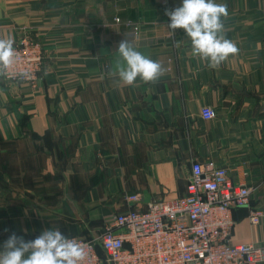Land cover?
Wrapping results in <instances>:
<instances>
[{"label":"crops","instance_id":"0c3cea01","mask_svg":"<svg viewBox=\"0 0 264 264\" xmlns=\"http://www.w3.org/2000/svg\"><path fill=\"white\" fill-rule=\"evenodd\" d=\"M216 2L240 51L211 69L183 29L167 28L182 0H0V38L30 37L45 55L37 88L0 77V246L58 228L103 252L128 195H142L138 206L181 196L200 161L255 188L230 238L264 247V217L249 218L264 209V0ZM124 39L161 62L157 82L111 74ZM205 106L216 117L204 119Z\"/></svg>","mask_w":264,"mask_h":264},{"label":"built area","instance_id":"2783aa9c","mask_svg":"<svg viewBox=\"0 0 264 264\" xmlns=\"http://www.w3.org/2000/svg\"><path fill=\"white\" fill-rule=\"evenodd\" d=\"M2 8L0 7V19ZM120 17H116L119 22ZM17 60L6 80L37 88L45 55L40 42L25 36L14 44ZM18 73H28L24 79ZM206 120L216 109L201 110ZM186 192L174 199L153 200L145 206L140 193L127 196L133 206L114 215L95 239L68 236L85 246L83 264H264V247L251 242L233 243V210L250 205L254 187L235 183L225 166L192 161ZM264 209H252L250 221L258 224Z\"/></svg>","mask_w":264,"mask_h":264},{"label":"clouds","instance_id":"9594fccd","mask_svg":"<svg viewBox=\"0 0 264 264\" xmlns=\"http://www.w3.org/2000/svg\"><path fill=\"white\" fill-rule=\"evenodd\" d=\"M170 18L167 28L173 33L183 29L191 41V54L207 62L211 69H218L240 49L226 37L224 19L229 15L228 6L216 0H182L181 6L165 13ZM15 40L0 38V77H7L17 60ZM119 59L111 73L127 86L139 78L144 83H155L165 74L161 62L151 59L127 39L119 42L116 51ZM28 73H18L20 79ZM85 246L69 238L61 230L46 229L33 240L12 233L0 246V264H83Z\"/></svg>","mask_w":264,"mask_h":264},{"label":"trees","instance_id":"16d2710c","mask_svg":"<svg viewBox=\"0 0 264 264\" xmlns=\"http://www.w3.org/2000/svg\"><path fill=\"white\" fill-rule=\"evenodd\" d=\"M99 251V250H98ZM100 255L102 256V257H105V253H104V251L103 252H100Z\"/></svg>","mask_w":264,"mask_h":264}]
</instances>
